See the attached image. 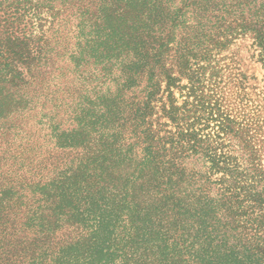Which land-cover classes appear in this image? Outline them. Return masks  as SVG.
<instances>
[{
  "label": "trees",
  "instance_id": "1",
  "mask_svg": "<svg viewBox=\"0 0 264 264\" xmlns=\"http://www.w3.org/2000/svg\"><path fill=\"white\" fill-rule=\"evenodd\" d=\"M246 36L264 0H0V264H264Z\"/></svg>",
  "mask_w": 264,
  "mask_h": 264
},
{
  "label": "rangeland",
  "instance_id": "2",
  "mask_svg": "<svg viewBox=\"0 0 264 264\" xmlns=\"http://www.w3.org/2000/svg\"><path fill=\"white\" fill-rule=\"evenodd\" d=\"M256 54L257 51L249 36L238 38L228 50L221 54L224 57L223 62L227 64L223 80H229L226 87L233 90L239 87V84H235L237 82L235 79H243L249 104L253 109L255 106H262V116H264V66L257 59Z\"/></svg>",
  "mask_w": 264,
  "mask_h": 264
}]
</instances>
